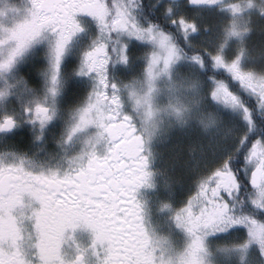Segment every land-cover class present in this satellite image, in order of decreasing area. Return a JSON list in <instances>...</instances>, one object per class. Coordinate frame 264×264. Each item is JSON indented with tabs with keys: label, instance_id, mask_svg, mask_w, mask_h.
I'll list each match as a JSON object with an SVG mask.
<instances>
[{
	"label": "snow or ice",
	"instance_id": "obj_1",
	"mask_svg": "<svg viewBox=\"0 0 264 264\" xmlns=\"http://www.w3.org/2000/svg\"><path fill=\"white\" fill-rule=\"evenodd\" d=\"M203 11L221 13L212 47L198 39L210 27L195 19ZM15 12L0 8V17H12L0 23V133L28 124L43 142L49 126L61 123L58 144L86 133L87 147L63 170L37 163L35 154L0 159V264H217L216 253L240 264L250 255L264 262V68L244 65L249 25L264 22V0H30L22 19ZM158 16L175 31L150 18ZM259 36L264 50V29ZM74 39L83 40L78 50ZM36 46L44 47L40 82L17 70L9 83L6 75ZM182 64L209 73L207 94L201 75L182 73ZM221 70L230 79L215 75ZM175 75L193 93L190 103L174 94ZM162 80L173 95L161 106ZM233 83L255 97L259 117ZM208 97L241 110L243 130L189 190L178 180L166 185L155 209L169 222L161 235L142 197L159 190L150 146L157 120L163 114L205 129L219 125L226 114L209 108ZM79 229L92 234L91 243H76L69 257L63 246ZM228 231L233 243L214 253L211 238Z\"/></svg>",
	"mask_w": 264,
	"mask_h": 264
},
{
	"label": "rangeland",
	"instance_id": "obj_2",
	"mask_svg": "<svg viewBox=\"0 0 264 264\" xmlns=\"http://www.w3.org/2000/svg\"><path fill=\"white\" fill-rule=\"evenodd\" d=\"M9 6H14L16 9L14 18L22 19L23 16L26 15L27 9L30 6V0H0V8L6 9ZM196 11L198 10L192 9V14ZM165 18L168 21V18ZM220 18L221 13L215 11H203L200 15L195 16L197 23L202 29L205 24L210 26L209 32H204L202 30L198 37L200 43L205 47L213 46V41H210L209 37L213 36L214 38V33L218 30L215 25ZM11 19V16L0 17V23L9 24ZM259 22L261 21L253 20L249 25L252 32L247 40L250 39L255 26ZM82 42V39H74V49L78 50L81 47ZM248 56L249 59L244 62L246 68H249V63L253 64L250 51ZM262 56H264V53L260 54L258 57L261 58ZM37 59L38 61H41V65L35 75V82L39 83V73L45 66L43 46H36L29 51L23 59L18 62L16 69H14L13 72L8 73L5 79L9 83H12L17 70L20 72V70L28 66L31 61L34 62ZM71 63V60H67L65 63L64 70L66 73L69 71ZM141 67L142 65L137 62L136 70L139 71ZM261 68L264 67H256L254 69L259 70ZM189 70L199 73L200 75L202 74L200 69L195 65H180V71L182 73ZM173 79L176 81L178 88V91L174 94L180 96L185 103H190L193 93L186 88L180 87L183 80L182 75H175ZM211 86L212 84L210 80L204 81L202 92L207 94ZM160 89L161 91L157 96V103L162 106L168 103L169 97L173 95V93H169L168 82L166 80L160 82ZM205 104L214 111L226 114L227 118L225 121L219 125H214L205 129L203 125H199L196 120H189L186 124H180L177 123L173 117L163 114L157 120V127L150 146L154 155L152 170L156 174L155 180L159 190L148 189L152 190V193H155L157 204L158 198L163 196V191L166 185L175 184L178 180L176 176L179 173L187 175L185 179L180 181L183 184V187L191 186V182L198 172L213 167L218 160L222 159L224 155L235 146L238 134L243 130L244 120L241 110L225 108L223 105L212 101L210 97L205 100ZM0 111H2V109H0ZM62 129L63 125L61 123H53L50 125L43 142L34 141V133L31 130V126L28 124H22L11 132L0 133V159H3L5 162H13L16 157L21 154L25 155L26 159L33 158L35 154L37 163L45 162L46 166H48V163L59 161V163L62 164L64 158L72 159L87 147L85 143L87 138L86 133L77 134L68 144H58L57 141L61 138ZM161 156L164 158L162 161L160 159ZM53 159L58 160L53 161ZM165 161L167 165L165 172L161 173L160 170L156 171L155 167L157 165L161 166ZM59 167H63V165ZM186 179H188V184L185 183ZM148 197V194L144 195L147 202ZM157 204H155L154 209L149 208V219L161 235H167L169 222L165 215L156 214L155 209ZM233 235V231H228L213 236L211 238L213 252L215 253L217 246L231 245L233 243L231 239ZM212 258L217 264H240L238 257L225 259L220 254L216 253ZM247 264H264V262H262L259 257L250 255L247 258Z\"/></svg>",
	"mask_w": 264,
	"mask_h": 264
},
{
	"label": "trees",
	"instance_id": "obj_3",
	"mask_svg": "<svg viewBox=\"0 0 264 264\" xmlns=\"http://www.w3.org/2000/svg\"><path fill=\"white\" fill-rule=\"evenodd\" d=\"M153 19H156L157 22L164 24V26L166 28H168L170 31H175V25H172L171 23H169L165 17L163 16H158V17H150ZM261 29H264V22H259L256 26L255 29L253 30L252 36L250 37V39L248 40V47H249V51L251 53V58L253 61V64L249 63V67H264V60H261V58H259L258 56L260 54L264 53V50H261L259 47V41L262 39V37L259 36V32L261 31ZM255 62V63H254ZM41 65V61L35 60L34 62L31 61L30 64L28 66H26L24 69L20 70V74L26 75L29 79L34 80L35 81V75L37 73V70L39 69ZM209 75V73H204L202 72L201 77L203 78L204 81H208L209 79L207 78ZM215 75L218 78H223V79H230L224 72L223 70L218 71L215 73ZM231 82V81H230ZM233 90L237 92V94L240 96L242 103L248 107L250 109V111H252L253 115L256 117H259V112L260 109L256 103V99L254 96H250L249 94H247L246 92L240 90L238 88V86L233 83ZM177 179L179 181H181L182 179H185L187 177V175H182V173H179L177 176ZM186 184H188V179H186ZM191 186H185L184 187V191H187L190 189ZM180 199L181 197L178 196L176 197V203L179 204L180 203ZM232 242L234 240V235L231 238ZM230 242V240H229ZM231 242V243H232Z\"/></svg>",
	"mask_w": 264,
	"mask_h": 264
},
{
	"label": "flooded vegetation",
	"instance_id": "obj_4",
	"mask_svg": "<svg viewBox=\"0 0 264 264\" xmlns=\"http://www.w3.org/2000/svg\"><path fill=\"white\" fill-rule=\"evenodd\" d=\"M197 10V9H195ZM166 158V157H165ZM161 161L164 159L162 156L160 157ZM58 160V159H57ZM56 159H53V161H57ZM64 161L62 162V164L58 162H53V163H48V166L53 167V168H57L60 170H63L65 168L68 167L69 163L72 161V159L70 158H64ZM166 160V159H165ZM44 161V160H43ZM63 165V167H59ZM166 161L163 162V164L161 166L157 165L155 167L156 171H161V173L165 172L166 170ZM148 194V204H149V208H153L155 204H157V197L155 196V193H152V190H143L142 191V197L144 198V195ZM165 194L163 193V196ZM145 199V198H144ZM91 239H92V234L86 230V229H79L77 230V232L75 233L74 239H68L67 242L65 243V245L63 246V251L69 256L71 257L74 252H75V244L78 243L80 244L82 247H87L90 243H91ZM91 259V258H90ZM91 264H95L94 260L91 261Z\"/></svg>",
	"mask_w": 264,
	"mask_h": 264
}]
</instances>
